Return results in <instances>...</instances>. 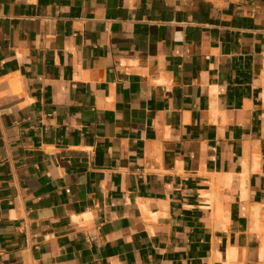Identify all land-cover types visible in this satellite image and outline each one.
<instances>
[{"label":"crops","instance_id":"1","mask_svg":"<svg viewBox=\"0 0 264 264\" xmlns=\"http://www.w3.org/2000/svg\"><path fill=\"white\" fill-rule=\"evenodd\" d=\"M264 0H0V264H264Z\"/></svg>","mask_w":264,"mask_h":264},{"label":"bare ground","instance_id":"2","mask_svg":"<svg viewBox=\"0 0 264 264\" xmlns=\"http://www.w3.org/2000/svg\"><path fill=\"white\" fill-rule=\"evenodd\" d=\"M264 252V251H263ZM263 264V263H262Z\"/></svg>","mask_w":264,"mask_h":264}]
</instances>
